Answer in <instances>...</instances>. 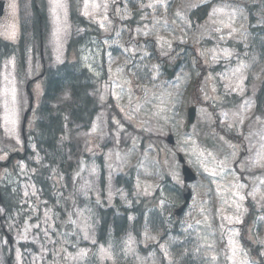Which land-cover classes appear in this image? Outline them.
<instances>
[{
    "label": "rangeland",
    "instance_id": "rangeland-1",
    "mask_svg": "<svg viewBox=\"0 0 264 264\" xmlns=\"http://www.w3.org/2000/svg\"><path fill=\"white\" fill-rule=\"evenodd\" d=\"M44 1L42 45L31 0H9L0 23L7 41L17 40L21 23L27 28L24 66L14 57L0 65V264H264V101L255 111L264 57L248 49L249 38L258 39L250 13L252 26L264 27L258 0ZM208 3L207 19L192 24L190 10ZM75 6L99 31L91 45L67 52ZM183 59L168 80L164 64ZM66 60L102 82L89 128L65 123L58 143L68 162L60 166L44 161L31 132L42 119L40 75ZM197 96L208 108L198 105L197 126L186 132ZM67 102L65 92L52 106ZM216 118L231 135L215 133ZM177 154L196 175L180 217L173 216L184 186ZM45 167L48 182L39 175ZM138 207L145 213L134 226ZM110 208L128 210L129 223L121 237L109 231L99 243L98 212Z\"/></svg>",
    "mask_w": 264,
    "mask_h": 264
},
{
    "label": "trees",
    "instance_id": "trees-1",
    "mask_svg": "<svg viewBox=\"0 0 264 264\" xmlns=\"http://www.w3.org/2000/svg\"><path fill=\"white\" fill-rule=\"evenodd\" d=\"M258 6L264 11V0H258ZM211 4L202 5L195 10H192L189 14L190 19H195L197 22L204 21ZM36 15L35 31L37 29L44 28L46 26V14L44 7L34 11ZM252 15V14H251ZM253 17V16H252ZM70 18L73 24L77 26V29L84 30L80 37L71 41L68 45L69 48L79 47L85 43L86 36L90 33L97 32L98 28L96 24L78 14V10H71ZM254 18V17H253ZM253 21V20H251ZM252 35H256L258 39L254 37L249 39L250 47L248 48L251 54L263 55L264 50V27L255 26L252 27ZM257 40V41H256ZM233 43V42H229ZM12 46L0 42V60L10 56L12 52ZM24 54V52H23ZM264 56V55H263ZM98 80L86 69L83 68L80 63L65 62L55 69L49 70L44 82V94L40 112L42 113V119H39L35 123V131L31 132V138L33 144H35L39 153L44 157V161L48 164H55L62 166L68 162V155L64 149H60L59 141H62L64 135V126L70 119L71 122L78 123L83 128L89 127L93 117L98 112V105L94 97L90 95V92L97 88ZM69 92L73 101L66 104L64 108L53 109L50 105L56 98ZM256 110L260 112L262 107V101H264V83L257 93L256 97ZM68 116H67V115ZM68 125H71L68 123ZM215 132L220 130L214 125ZM219 136V134H218ZM41 178L48 182L47 168L39 170ZM35 182L41 189H46L47 185L40 181V178L33 176ZM40 182H38V180ZM127 181V180H126ZM176 194V193H175ZM178 194V193H177ZM172 196L170 199L173 202L174 198L179 197V194ZM49 200L53 198L49 195ZM175 203V201L173 202ZM134 213L135 220L132 225H136L142 221L144 210L136 208ZM100 218V234L98 236L99 242H104L110 231V235L119 238L121 237L127 228L129 211L124 210L122 214L115 213L111 208L107 210H100L98 212ZM107 232V233H106Z\"/></svg>",
    "mask_w": 264,
    "mask_h": 264
},
{
    "label": "water",
    "instance_id": "water-1",
    "mask_svg": "<svg viewBox=\"0 0 264 264\" xmlns=\"http://www.w3.org/2000/svg\"><path fill=\"white\" fill-rule=\"evenodd\" d=\"M178 64H179V62H177L175 65H173L171 67L168 66V65L165 67V70L168 72L169 78H171L173 76L172 70L176 69V67H177ZM193 110H194L193 108H191L189 110V123L192 122ZM168 142L170 144L173 143V140H172V137L171 136L168 137ZM179 159H180L181 162H183V159L181 157H179ZM183 174H184V181L185 182H190L193 179H195V176L193 175V173L191 172V170L189 168H187V167H184L183 168ZM183 196H184L185 202L187 203L188 200H189V197H190V191H189V189H185L184 190ZM184 207H185V205L182 206L180 209L176 210L175 215L176 216H179L180 213L182 212V210L184 209Z\"/></svg>",
    "mask_w": 264,
    "mask_h": 264
}]
</instances>
